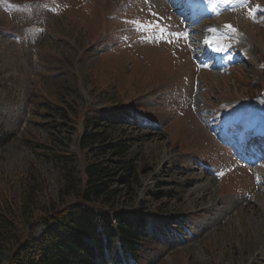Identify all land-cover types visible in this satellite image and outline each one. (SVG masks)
Returning <instances> with one entry per match:
<instances>
[{
  "label": "rangeland",
  "instance_id": "obj_1",
  "mask_svg": "<svg viewBox=\"0 0 264 264\" xmlns=\"http://www.w3.org/2000/svg\"><path fill=\"white\" fill-rule=\"evenodd\" d=\"M3 1L27 11L0 6V209L16 215L9 205L19 202L32 178L43 185L41 206L55 199L62 175L44 156L45 147L76 154L82 170L76 141L83 118L131 104L156 124L106 132L135 138L132 152L142 159L128 210L157 211L159 219L172 215L176 227L164 226L172 240L165 238L150 258L157 264H264V185L258 190L257 184L264 168L254 179L228 154L215 152L209 143L222 148L190 118L200 108L235 104L231 98L250 105L264 98V91L257 97L264 88V11L252 6L264 0L249 1L254 15L242 18L247 37L240 36L246 57L225 73L197 72L182 33L157 43L145 35L133 36L138 43L128 45L125 36L120 39L125 25L109 17L113 11L134 14L128 1L140 5L139 16L179 30L164 0ZM50 6L60 12H50ZM154 28L165 29L159 22ZM9 134L13 137L4 144ZM210 163L213 172L221 166L222 181L202 167ZM16 221L22 235H41L40 220ZM9 257L8 248L0 251V264H8Z\"/></svg>",
  "mask_w": 264,
  "mask_h": 264
},
{
  "label": "trees",
  "instance_id": "obj_2",
  "mask_svg": "<svg viewBox=\"0 0 264 264\" xmlns=\"http://www.w3.org/2000/svg\"><path fill=\"white\" fill-rule=\"evenodd\" d=\"M123 116L99 111L83 118L76 141L82 170L76 154L45 147L44 156L60 168L62 184L58 196L41 206L43 185L32 178L23 185L19 202L9 205L17 216L0 209V251L10 250L8 264H157L146 257L152 245L168 237L155 219L158 212L128 210L142 163L132 152L135 138L106 135L109 129L126 131ZM11 139L12 134L2 141ZM171 217L164 215L167 222ZM18 218L25 225L40 220L41 235H22Z\"/></svg>",
  "mask_w": 264,
  "mask_h": 264
},
{
  "label": "bare ground",
  "instance_id": "obj_3",
  "mask_svg": "<svg viewBox=\"0 0 264 264\" xmlns=\"http://www.w3.org/2000/svg\"><path fill=\"white\" fill-rule=\"evenodd\" d=\"M247 5L245 3H241V4H238L236 10L233 11V13H225L223 15H221L219 17V20H229L228 17L230 16H233L236 20H235V23H238L239 20H241V18L244 16V14L246 13L247 11ZM238 20V21H237ZM245 31V30H244ZM199 33V32H198ZM249 38V37H248ZM188 52V51H187ZM251 116V115H250ZM257 115H254L253 119L256 117ZM262 166V165H261ZM258 171H260L259 168H257ZM210 193V192H209ZM210 199V198H209ZM213 203V201H212Z\"/></svg>",
  "mask_w": 264,
  "mask_h": 264
},
{
  "label": "snow or ice",
  "instance_id": "obj_4",
  "mask_svg": "<svg viewBox=\"0 0 264 264\" xmlns=\"http://www.w3.org/2000/svg\"><path fill=\"white\" fill-rule=\"evenodd\" d=\"M254 11H255V10H253V9H249V11H248V15H249L250 17H252V16L254 15ZM225 27L228 28L230 31H233V32L236 31L234 28H232L231 25H226ZM209 31H216V30H215V29H209ZM205 43H206V44H209L210 42H209V41H205ZM223 50H224V49H223L222 46H214V47H212V51L215 52V53H222Z\"/></svg>",
  "mask_w": 264,
  "mask_h": 264
}]
</instances>
